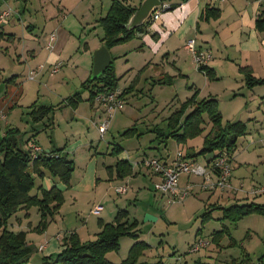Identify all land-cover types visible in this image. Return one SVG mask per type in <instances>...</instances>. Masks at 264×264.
Wrapping results in <instances>:
<instances>
[{"label": "rangeland", "instance_id": "obj_1", "mask_svg": "<svg viewBox=\"0 0 264 264\" xmlns=\"http://www.w3.org/2000/svg\"><path fill=\"white\" fill-rule=\"evenodd\" d=\"M128 1L140 7L144 0ZM111 2L0 0V12L9 8L12 10L9 22L2 27L6 32L15 34L13 40L0 41V140L8 128H18L19 131L14 135L22 147L28 149V139L30 143L36 141L45 151L53 149L62 155L67 154L76 165L59 212L49 219L42 231L35 229L41 216L36 206L30 210H19L10 219V222H16L20 229L27 231L29 244L33 247L28 264H47L45 256H54L60 251L61 239L58 237L62 238L73 231L83 241L95 239L100 228V217L113 222L117 205L128 208L130 216L139 220L141 237L151 245L140 260L156 261L163 258L167 264H184L201 258L216 264H228L232 258L242 259L247 251L255 264H259L261 258L264 262V214H249L233 223L221 219L222 211L214 209L213 217L202 223V214L218 201L222 205L245 201L264 202V194L253 193L254 189L264 184V83L256 85V95L261 93L258 99H253L250 93L252 89L246 86L245 92H239L238 84L242 83L244 77L239 67L245 63L228 61L226 54H222L223 40L225 44L230 40L236 42L239 30L235 18L238 13H233L232 2L228 3V0L221 5L225 8V15L220 23L204 25V32L193 27L186 36L187 39H195L196 43L207 39V51L214 59L211 62L221 63L220 66L216 64L217 77L209 86L206 85V75L198 69L191 51L182 47L183 56L180 58L186 59L183 69L178 66L180 58L175 62L174 54L166 55V44L163 50L157 52L152 33L162 26L163 15L147 25V31L141 37L129 39L112 50L111 55L115 58L120 77L117 89L123 92L132 87V91L124 95L123 109L113 115L102 137L99 125L108 116L94 106L90 116V91L83 83L92 74L94 52L102 46L104 31L99 19L106 14ZM180 2L185 1L165 0V3L174 5L173 9ZM173 9L165 10L162 14ZM217 26L223 30L222 33L217 32ZM52 32L55 33L54 41L50 36ZM259 36L260 47L264 50L261 33ZM49 43H52L51 48L48 47ZM176 45H180V42ZM6 47L10 50L7 53ZM227 47L230 56L238 50L237 46ZM52 53L57 54V58L48 60V55ZM55 67L59 70L52 74ZM258 73V77H264V66L258 67ZM166 74L174 76L172 84H155V80ZM192 85L203 87L200 97L208 96L210 92L214 97L217 96L220 111L222 108L224 111L223 121L243 120L248 125L249 134L241 136L232 150L237 156L233 164L232 188L217 190L210 199L211 190L199 176L196 177L200 181L199 186L192 185V181L187 182L192 190L185 200L172 202L167 195L156 191L149 171L144 170L137 176L129 175L128 181L124 182L117 177L115 165L120 157L125 156L135 167L141 165V168H146L144 163L151 158L177 157L179 149L192 153L201 150L212 128L207 114L202 123V132L180 145L174 139H168L165 143L155 131L158 127L164 128L171 113L194 93L195 89L190 87ZM232 86L237 95L231 91ZM78 92L83 100L79 110L68 105L58 107L64 99ZM33 104L57 107L50 115L51 119L35 122L29 114ZM247 107L254 110L246 111ZM252 114L257 119H251ZM49 121L51 126H48ZM133 127H136L133 135L124 134ZM75 141L77 144L73 145ZM115 145L123 148L118 154L113 151ZM197 157L198 161L205 162L204 155ZM88 163L93 164V171L98 169V183L91 191L76 186L79 180H84ZM195 165L199 164L196 162ZM93 171L89 172V178H94ZM194 175L191 177L198 176ZM182 177L180 185L186 187L188 184L183 182ZM42 182L36 177L32 193L38 192V185ZM126 182L129 184L128 191L118 194L115 189L125 187ZM241 182L243 187H240ZM202 187L205 189L201 190ZM230 189H238L236 197L224 195L218 198L220 192ZM98 205L104 208L100 215L94 212ZM153 214L158 217L156 221L154 218L157 217ZM225 226L229 228L235 244L229 245L231 238L226 235L220 246L212 243L218 250L211 249L212 244L209 243L198 252L189 251L190 245L197 239L205 238L211 242L213 231ZM53 241L56 242L54 249L51 248ZM134 242V238L123 236L119 248L109 250L107 258L115 263L122 262Z\"/></svg>", "mask_w": 264, "mask_h": 264}, {"label": "trees", "instance_id": "obj_2", "mask_svg": "<svg viewBox=\"0 0 264 264\" xmlns=\"http://www.w3.org/2000/svg\"><path fill=\"white\" fill-rule=\"evenodd\" d=\"M164 2L165 0H163ZM260 2L262 7L256 18L255 27L259 32L264 33V3L261 0ZM170 6L168 10L174 7L173 4ZM138 8L139 6L131 4L128 0H112L106 14L99 19V25L102 26L104 31L102 46L105 45L111 51L113 47L133 39L137 35L139 36L138 28L129 30L125 26ZM3 11L0 12V15ZM221 13V8L206 4L201 10L199 19H217L221 16ZM11 15L12 10L7 20L0 22V41H9L15 38L14 33L6 32L2 27L3 24L9 22ZM152 21V17L146 21L143 34L147 31V25H151ZM53 35L55 39V33L50 36ZM152 37L157 39L159 37L158 33L154 32ZM9 51V47H6L5 52ZM198 68L210 80L217 77L216 70L208 64L200 65ZM240 71L244 74L245 84L248 87L252 88L264 83V77L256 76L250 65L240 66ZM119 81L120 77L117 74L115 58L112 56V62L102 76L96 79H92L90 76L83 83V86L90 91L89 102L94 105L95 96L100 91L117 89ZM173 81L174 76L166 74L155 80V84H172ZM130 91H132V87L125 89L122 95H126ZM198 95L199 92L197 90L194 91L167 118L166 126L164 128L158 127L155 131L164 141L174 139L178 143H186L188 139L202 132V123L204 122V116L207 114L212 122V128L206 135L201 150L195 154H187L184 157L190 158L214 154L212 159H216L226 152L230 161L231 152L238 139L248 133V125L243 120L224 122L218 98L214 96L198 98ZM81 101H83L81 93L78 92L64 99L58 107L68 105L76 109ZM56 107L47 104H33L29 114H31L35 122H40L46 118L51 119L52 116L50 115L54 113ZM51 125L52 123L49 121L48 126ZM17 131H19L18 128H8L0 140V264H28L33 252V247L28 241L27 231L14 228V225L10 222L11 217L15 213L22 209L30 210L34 206L38 207L41 216L40 222L35 229L42 231L47 226L49 219L59 212L64 201V190L58 185L47 188L40 184L38 185V192L32 193L36 186V177L41 180L48 175L53 179H59L69 187L71 177L76 168L74 159L69 158L67 154H60V151L53 152V150L45 151L43 149L34 157L32 144L37 143H28V149L22 147L16 135H14ZM135 132L136 127H133L127 129L124 134L133 135ZM121 149L120 145H115L113 151L118 154ZM60 150H64V148ZM115 170L117 176L122 178L133 173V165L129 160L118 159ZM214 172L217 173L218 170H214ZM214 209L222 211L221 219H228L233 223H237L246 215L253 213L264 214V202L245 201L230 205L211 204L209 209L202 214L203 224L213 217L212 212ZM99 225L101 229L95 239L83 241L76 231L62 236L60 251L54 256H45V262L47 264H167L163 258H159L156 261L140 260L145 251L151 246L147 241L139 239L142 231L139 227L140 222L137 218L130 216L127 208L119 207L113 222H105L100 218ZM226 235L231 238L229 245L235 244L232 240L231 232L226 226L219 230H214L211 242L208 241L210 244L213 243L220 246L222 239ZM123 236L132 237L135 242L131 246L126 259L120 263L112 262L107 258V252L118 249ZM213 244L211 248L218 250L219 248ZM184 264L216 263L198 258L191 263L185 262ZM228 264L255 263L249 257V252L246 251L242 259L232 258ZM259 264H264L263 258H261Z\"/></svg>", "mask_w": 264, "mask_h": 264}, {"label": "crops", "instance_id": "obj_3", "mask_svg": "<svg viewBox=\"0 0 264 264\" xmlns=\"http://www.w3.org/2000/svg\"><path fill=\"white\" fill-rule=\"evenodd\" d=\"M225 1L227 2L228 0H220V3H217L218 0H188V1H185V2L178 3L176 5V8L173 9L174 11H172V12H167L166 11L167 13L164 12L163 14H161V15H163V17H162V26H160V27H158V29H156V32L158 33V36L159 37L157 39H155V40L152 39L157 44V52H160L161 49L163 50L162 47H164V45L166 44V47L164 49L166 55L167 56H170L171 54H174L175 57H176L174 59V61L176 62L181 56H183L182 55L183 53L181 51L182 50V47L184 49L189 50V48L187 47V45H188L189 40H191L192 38H188L187 39L186 36H187V34H189V32L191 31V29L193 27L197 31L202 32L203 29H204V27H205L204 25H209V23H215L217 25L218 23H220L221 19L225 15V8L223 9L221 7V5ZM231 2H232L233 10H234L233 13L234 14H235V12L238 13L237 17H235V18H236V22L238 23V29L239 30H238L237 37H235V41L236 42H233V41L230 40V41H227V43L225 44L224 43V40H223V42H222V50H223V53L222 52L221 53L222 54H226V57L224 55H223V57H225L228 61H231V62H234V63H237V64H239L240 62H242V63H245L244 65H250L252 67V69H253L254 74L256 76H258V74H259L258 73V67H260V66L263 67L264 66V58H263V51L264 50L261 49V47H260V44L261 43H259V37H260L259 36V33H261V35H262V39H261L262 46H264V33L259 32L256 29V27H255L256 18L258 16V14L260 13V10H261V7H262L261 2H260V0H229L228 3H231ZM206 4H210L211 6H216V7L221 8V11H222L221 16L219 18H217V19H211L212 21L199 19L201 10L203 9V7ZM60 10L63 11V9H61V8H60ZM29 26H32V24L29 25ZM222 31L217 26V32L218 33L219 32L222 33ZM53 33L54 32H52V34ZM67 34H65V35H67ZM141 36L142 35H139V36L137 35L134 38L141 37ZM220 37H222V36H220ZM167 42H169V43L167 44ZM177 42H180V45H176ZM207 42H208L207 39H204V41H202V42H199L198 41L197 43H196V40H195L196 48L198 50H200V51H207V49H208ZM49 44H48V47L50 45H52V43L50 45ZM118 46H120V45H118ZM118 46L113 47L110 52L112 53V50L115 49ZM227 46H237L238 50H237V52H234L233 55L230 56V53L228 51V47ZM204 49H206V50H204ZM255 52H257V53L254 54ZM33 54H35V52H33ZM57 56L58 55L57 54H54V53L49 54L48 55V60H50V59L53 60V59L57 58ZM212 59H213V56H212ZM212 59L208 62V65L211 66L212 68H214L216 70V64H217V66H220L221 63L217 62L216 64L215 63L213 64V62H211V61H213L214 59L213 60ZM183 60H184V62L182 63ZM185 63H186V59H181L180 58L179 59V65L178 66H180L183 69ZM92 66H93V63H92ZM239 71H240V67H239ZM181 73L184 74L182 71H181ZM203 74H205V73L203 72ZM206 78H207V81H206L207 84L206 85H208V86L211 85L212 80H210L207 75H206ZM245 86L248 87L245 84V79L243 77L242 78V83L241 84H238L239 92H245ZM191 88L192 89L194 88L195 91L197 90L199 92L198 98H205V97H211V96H213L212 92H210V94L208 96L205 95L204 97H200V94H203V91H204L203 87H199V86L196 87V85H192ZM248 89H252V92H250V93L252 94L253 99H258V96L261 93H259V95H256V89H257L256 86L255 87H252V88L248 87ZM231 91H234V93H235V88L233 86L231 87ZM215 97L218 98L217 96H215ZM237 99H238V97L235 98V100H237ZM80 103L81 102H79L78 107L76 108V110L77 109L78 110L80 109ZM93 106L96 108L95 105L90 104V109H91L90 116H92V114H93L92 113ZM247 106H249V105H247ZM253 110H254L253 108H249V107L246 108V111H253ZM98 111H100V110H98ZM221 112H222V114H224L223 108L221 109ZM250 117H251V119H257V116L254 115V114H252ZM231 121H236V120L233 119ZM169 140H166L165 143H167ZM27 142L30 143L29 139H28ZM34 142H36V141H34ZM72 144L73 145H76L77 143L75 141ZM50 150H53V149H50ZM76 150H77V147H76ZM122 150H123V148L121 149V151ZM178 151H182L184 153V155H187V154H195V153L190 152L189 150L185 151V150L179 149ZM53 152H56V151L53 150ZM213 155L214 154H206V155H204L205 158H206L205 159V162L204 161H201V162L198 161V157H190V158L187 157V158L188 159H191L195 163L197 162L199 165L202 164L205 167H207L210 170V173H211L212 177L213 178H216L217 177V174L214 172V170H212L213 160H214V159H212ZM119 159H126V160H128L129 158H125V156H122ZM160 159H162L164 161H167L169 163H173L176 160V157H171L169 155L168 157H162ZM236 159H237V156H235V153L232 152V154L230 156V161H231L232 168H233V164H234V162H235ZM144 160H145V158H143V161ZM117 161H116V163H117ZM129 161L133 165V173H132V174H134L133 176H137L139 173H141L144 170L149 171L150 178L152 179V181L154 183V187H155L156 183L159 182V176H158V174H156L144 162L143 163L148 168L147 167L146 168H141V165H140L139 168L137 166L135 167L134 166V163L130 159H129ZM137 162H139V161H137ZM87 166H88V168H87V172L84 175V180H81V181L79 180L77 182L76 186H77V188H80L81 190L91 191L93 189V187L96 186L97 183H98V178H97V170L98 169L95 168V171H93V164L92 163H88ZM92 171L94 172L93 173L94 178H89V175H90L89 172H92ZM132 174H130V175H132ZM192 175L193 174H184L183 177H182L184 179L183 182H186V184H188L187 182H191L192 181L194 183L192 185H195V187L199 186L200 181L198 180V178H196V177H199V176H195L194 175L195 178H193V177H191ZM41 180L43 182L40 183V184H43L47 188H50L53 185H58L59 187H61L64 190V192H65L66 189L69 188L63 182H61L59 179H57V180L56 179H53V178H51L48 175L44 179H41ZM121 180H123L125 182V181H128V178H127V176H125V177H122ZM124 185L127 186V191H128V185H129L128 182H126ZM240 187H243V182L240 183ZM259 188H264V184L261 185L260 187L256 188V189H259ZM200 189L203 190L205 188L202 187ZM207 190H209V189H207ZM217 190L222 191L220 189L211 190L210 199L212 198V196H214V194H215L214 192L217 191ZM115 191H116V189H115ZM156 191L159 192V193H161L162 195H166L163 192H160L158 190H156ZM237 191H238V189H230V190H227V191H224V192H220L218 194V198L224 197V195H227L228 197H236ZM118 194H122V193H118ZM261 194H264V193L259 192L257 195H261ZM216 203L220 204L219 201L216 202ZM119 207L120 206L117 205L116 214H117V211H118ZM103 210H104V208L97 215H100ZM116 214H115V216H116ZM153 216L154 217H157L154 214H153ZM100 218L103 219L105 222H112L110 220H105L102 217H100ZM147 219H149V218H147ZM157 219H158V217L157 218H154V221H156ZM11 223L14 225V228H20L17 225L16 222H11ZM100 229L101 228H99V231H100ZM58 238H59V240L62 239L61 237H58ZM139 239H142L141 234L139 236ZM61 243H62V241L60 240V243H59L60 244V248H61ZM51 248H53V249L56 248V242H54V241L52 242ZM208 256L211 257V254L208 253ZM215 259H216V257H215Z\"/></svg>", "mask_w": 264, "mask_h": 264}, {"label": "built area", "instance_id": "obj_4", "mask_svg": "<svg viewBox=\"0 0 264 264\" xmlns=\"http://www.w3.org/2000/svg\"><path fill=\"white\" fill-rule=\"evenodd\" d=\"M264 3V0H261ZM169 3H162L161 6L156 7L151 17L152 20L160 18L163 11L168 10L171 6ZM11 13L10 9L4 10L0 15V22H5ZM51 40H54V35L51 36ZM51 44V43H50ZM49 44V45H50ZM52 45L49 46L51 48ZM187 47L193 54V59L197 64V67L203 64H208L212 59V54L208 51H200L196 48L195 40L191 39L188 42ZM58 67L52 70V74L58 71ZM33 79V76H31ZM122 91L118 89L103 90L96 94L94 99V105L102 113H105L108 117L99 125V131L102 135L107 132L113 115L123 109L125 104L124 95ZM34 147V157H36L43 148L38 144H32ZM182 151L177 152L176 160L173 163H169L160 158H151L146 160L145 164L150 167L159 176V182L156 183L155 189L166 194L170 201L176 202L177 200H185L191 193V186L188 184L186 187H181L180 181L184 174H195L204 179L205 186L209 189H221L232 188L231 175L232 166L229 161L228 153L224 152L219 157L214 159L212 170H218L217 177L213 178L210 170L202 165H195L191 159L185 158ZM127 190V187L116 188L118 193H123ZM264 193V188L254 189L253 193ZM103 209V205H98L94 209L96 214L100 213ZM209 241L205 238L197 239L193 245L190 246V252H198Z\"/></svg>", "mask_w": 264, "mask_h": 264}, {"label": "water", "instance_id": "obj_5", "mask_svg": "<svg viewBox=\"0 0 264 264\" xmlns=\"http://www.w3.org/2000/svg\"><path fill=\"white\" fill-rule=\"evenodd\" d=\"M188 1V0H183ZM163 0H144L141 6L134 12L128 22L125 24L129 30L138 28V34L142 35L144 32V24L151 17L156 7L161 6ZM112 62V55L110 50L105 46H101L94 52L92 79H96L105 73V70Z\"/></svg>", "mask_w": 264, "mask_h": 264}]
</instances>
